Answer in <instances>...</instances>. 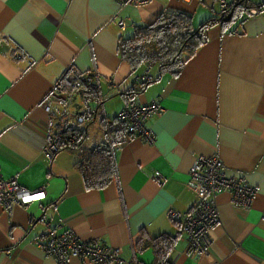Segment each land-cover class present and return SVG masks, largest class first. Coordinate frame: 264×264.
Listing matches in <instances>:
<instances>
[{"label":"crops","instance_id":"1","mask_svg":"<svg viewBox=\"0 0 264 264\" xmlns=\"http://www.w3.org/2000/svg\"><path fill=\"white\" fill-rule=\"evenodd\" d=\"M263 2L246 0L235 20L227 22L230 13L206 27V41L178 74L159 76L157 64L148 67L154 78L134 100L161 105L159 115L145 121L155 141L134 133L116 144L117 178L87 189L74 164L76 153L64 149L51 159L42 153L48 118L43 106L59 112L48 96L54 82L69 81L73 72L98 73L90 83L99 82L106 102L98 107L112 118L125 106L121 92L134 87L136 73L119 55L120 39L134 24H150L169 9L192 14L199 27L221 17L218 0H149L124 7L116 0H0V176L46 191L41 201L10 209L0 204V264H59L43 249L47 230L55 226L119 248L127 264H156L151 248L139 252L135 245L143 235L165 233L176 237L170 264H264ZM102 140L97 128L86 143L93 147ZM213 155L227 176L242 177L256 192L247 206H235L228 191L216 195L219 220L209 229L206 254L199 256L181 217L169 213L188 212L197 203L190 169ZM66 264L95 263L70 257Z\"/></svg>","mask_w":264,"mask_h":264},{"label":"trees","instance_id":"2","mask_svg":"<svg viewBox=\"0 0 264 264\" xmlns=\"http://www.w3.org/2000/svg\"><path fill=\"white\" fill-rule=\"evenodd\" d=\"M245 2L246 0L228 1L231 10V18L227 21L228 23L239 16L237 6ZM222 20L221 17H215L200 24L199 27H194L192 14L169 9L150 24H134L132 33L123 36L118 44L120 57L128 64L131 72H136L133 77L134 87H128L121 92L125 103L124 107L138 105L139 103L134 100V97L149 83V81L143 82L137 79L138 75L146 69L150 73L148 67L156 64L159 76L167 71L173 75L178 74L185 61L192 57L198 47L206 41L205 28ZM126 28L122 31H125ZM141 68L144 70L138 73ZM94 76L98 78L99 75L98 73H87L81 82V87H75L73 82L62 77V82L66 81L63 83L64 106L61 105V107L56 103L59 112L51 107L47 123L50 129L48 132L53 133L57 152L68 149L79 156L74 164L81 173L87 189L104 188L117 178L114 148L116 144L131 136V133L128 132L127 121L118 119L117 115L112 118L102 115L99 123L102 128L103 140L93 147L87 146L86 127L97 118L98 106L105 101L98 87L99 82L90 83V81L94 82L92 80ZM84 80H86L85 83ZM77 98L82 99L83 102H75ZM92 101L95 104H92ZM54 102L56 101L54 100ZM74 103L82 104L80 111L75 115H65L64 110L68 108L69 104L73 107ZM78 116L83 117L82 122L77 121ZM81 124H85V126L78 127ZM175 239V236L168 233L154 239H146L143 235L135 247L139 252L151 248L157 259L156 264H170L168 255Z\"/></svg>","mask_w":264,"mask_h":264},{"label":"built area","instance_id":"3","mask_svg":"<svg viewBox=\"0 0 264 264\" xmlns=\"http://www.w3.org/2000/svg\"><path fill=\"white\" fill-rule=\"evenodd\" d=\"M120 6L143 4L149 0H116ZM189 1V0H184ZM219 13L221 18L228 16L231 12L227 0H218ZM261 7L264 9V2ZM118 26L124 30L127 26L123 18L118 19ZM1 43V39H0ZM86 74L73 72L69 76V81L75 87H81V82ZM143 82L152 80L146 69L136 77ZM86 80H84L85 83ZM63 82L58 79L54 82L49 91V98L55 100L58 105L64 106ZM61 106V107H62ZM67 106V105H66ZM72 108V107H71ZM44 111L49 116L50 104L43 106ZM80 110V109H79ZM162 111L161 105L156 101L129 105L122 108L116 115L118 119L128 122V132L137 133L141 139L147 143H154L155 137L151 130L145 125V121L152 115H159ZM65 115H75L74 108H66ZM78 122L83 121L82 116L77 117ZM46 132L42 134V153L47 159H51L57 152V145L54 141L53 133L47 126ZM51 123L49 122V125ZM190 185L197 197V203L188 212L177 213L170 211L172 219H182V231L186 234L191 249L199 256L206 254L210 245L209 229L219 220V209L216 202V195L223 191L231 193L232 202L235 206H247L251 203L255 188L242 177L227 176L222 160L218 155L210 157H200L190 169ZM159 179V173H156ZM46 197L44 187L31 191L20 185L15 178L0 176V204L10 209L13 204H26L30 201L43 200ZM44 221V217H40ZM55 226L47 230L46 239L43 242V249L46 253L57 257L59 264H66L70 257H84L95 264H127L121 256L119 248L102 247L99 243H89L80 239L79 235L70 230L59 229Z\"/></svg>","mask_w":264,"mask_h":264},{"label":"rangeland","instance_id":"4","mask_svg":"<svg viewBox=\"0 0 264 264\" xmlns=\"http://www.w3.org/2000/svg\"><path fill=\"white\" fill-rule=\"evenodd\" d=\"M110 101V100H108ZM107 101V102H108ZM106 102V101H105ZM102 112L100 110V108L98 109V112H97V118L94 119L93 121H91L88 125H87V133H88V136L87 138H90V137H93V135L96 133L97 131V128L100 129L101 128V125L99 123V119L101 117ZM85 124H81V125H78V127H84Z\"/></svg>","mask_w":264,"mask_h":264},{"label":"water","instance_id":"5","mask_svg":"<svg viewBox=\"0 0 264 264\" xmlns=\"http://www.w3.org/2000/svg\"><path fill=\"white\" fill-rule=\"evenodd\" d=\"M229 18H230V15L224 17L223 20H227ZM81 106L82 105H80V104H75V103L73 104V107H74V110L76 111V113L79 112V109L81 108Z\"/></svg>","mask_w":264,"mask_h":264},{"label":"clouds","instance_id":"6","mask_svg":"<svg viewBox=\"0 0 264 264\" xmlns=\"http://www.w3.org/2000/svg\"><path fill=\"white\" fill-rule=\"evenodd\" d=\"M61 79V78H60ZM62 80V79H61ZM63 86H64V84H63ZM80 105H82V104H80ZM74 107H72V109H73ZM80 111V110H79ZM74 112L76 113V111L74 110ZM47 121V120H46ZM45 126H46V124H45Z\"/></svg>","mask_w":264,"mask_h":264}]
</instances>
